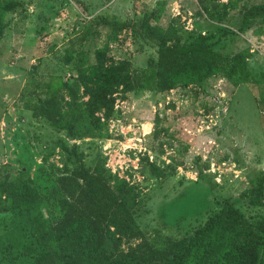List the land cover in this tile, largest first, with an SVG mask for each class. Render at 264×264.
<instances>
[{
  "label": "rangeland",
  "instance_id": "obj_1",
  "mask_svg": "<svg viewBox=\"0 0 264 264\" xmlns=\"http://www.w3.org/2000/svg\"><path fill=\"white\" fill-rule=\"evenodd\" d=\"M20 1L22 6L7 16L0 40V166L14 176L23 169L40 193L53 187L52 178L65 161L57 145L64 132L32 118L24 109L21 93L31 88V72L36 71L33 78L37 81L49 74L65 75L68 66L63 56L80 37V23L105 17L139 24L146 18L153 32L169 37V44L202 34L216 52L242 53L246 71L237 87L215 75L196 85L177 86L167 94L135 90L125 100L115 94L116 112L108 122L110 139L77 142L86 165L93 167L100 160L113 177L125 179L137 197L144 199L136 221L156 247L166 237L191 233L226 203L248 220L264 215V208L250 207L239 198L250 180L264 173V118L260 114L264 20L241 33L238 7L227 10L218 23L206 17L205 0H80L86 12L71 0ZM94 30L97 36L83 46L91 63L96 61L94 52L104 50L102 64L125 60L139 76L148 70V61L156 58L157 42L134 36L130 29L115 39L108 27ZM155 115L163 119L167 130L157 139L151 135ZM150 163L162 171V178L150 171ZM22 233V223L0 214V264L29 261L18 255V248L9 247L8 238ZM122 242L126 247L128 242Z\"/></svg>",
  "mask_w": 264,
  "mask_h": 264
},
{
  "label": "trees",
  "instance_id": "obj_2",
  "mask_svg": "<svg viewBox=\"0 0 264 264\" xmlns=\"http://www.w3.org/2000/svg\"><path fill=\"white\" fill-rule=\"evenodd\" d=\"M71 1L86 12L80 0ZM21 6L20 0H0V40L7 16ZM236 7L241 12V33L264 20V3L248 0H205L204 10L208 20L220 23L227 10ZM149 24L146 18L135 24L105 17L80 23V37L63 56L68 72L49 74L39 81L33 78L36 71L31 72V88L21 93L23 107L32 118L64 132L57 145L65 161L47 193H40L23 169L14 176L0 166V214L23 224L22 235L8 238V243L29 260L25 264H264V215L248 220L226 203L191 233L166 237L156 247L136 221L144 199L137 197L125 179L113 177L100 160L93 167L85 163L77 142L110 139L108 122L116 112L115 94L123 100L135 90L167 94L177 86L196 85L215 75L237 87L246 71L242 53L216 52L206 35L193 34L191 41L169 44V37L153 32ZM98 26L110 28L114 39L130 29L134 36L157 42L156 58L148 61V70L135 76L128 61L104 65V50L94 52L96 61L91 63L83 46L97 36L94 28ZM162 123L155 115L153 139L167 132ZM149 169L162 178L155 164L150 163ZM239 198L250 207L264 208L263 172L250 180ZM24 238L29 242L23 244ZM123 239L126 247H122Z\"/></svg>",
  "mask_w": 264,
  "mask_h": 264
},
{
  "label": "built area",
  "instance_id": "obj_3",
  "mask_svg": "<svg viewBox=\"0 0 264 264\" xmlns=\"http://www.w3.org/2000/svg\"><path fill=\"white\" fill-rule=\"evenodd\" d=\"M261 116L264 118V109L260 111Z\"/></svg>",
  "mask_w": 264,
  "mask_h": 264
}]
</instances>
